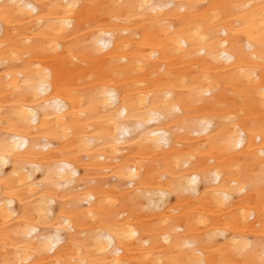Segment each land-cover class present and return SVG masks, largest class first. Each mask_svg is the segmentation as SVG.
I'll list each match as a JSON object with an SVG mask.
<instances>
[{"label":"bare ground","instance_id":"bare-ground-1","mask_svg":"<svg viewBox=\"0 0 264 264\" xmlns=\"http://www.w3.org/2000/svg\"><path fill=\"white\" fill-rule=\"evenodd\" d=\"M0 264H264V0H0Z\"/></svg>","mask_w":264,"mask_h":264}]
</instances>
